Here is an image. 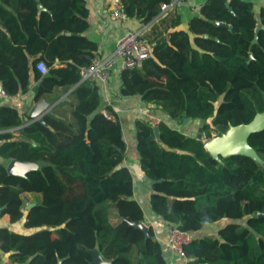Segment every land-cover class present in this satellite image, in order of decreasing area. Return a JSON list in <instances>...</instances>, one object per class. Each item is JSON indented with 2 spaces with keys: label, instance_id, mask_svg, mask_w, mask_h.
<instances>
[{
  "label": "trees",
  "instance_id": "trees-1",
  "mask_svg": "<svg viewBox=\"0 0 264 264\" xmlns=\"http://www.w3.org/2000/svg\"><path fill=\"white\" fill-rule=\"evenodd\" d=\"M120 1L128 16L147 24L140 39L150 54L121 69L119 94L139 95L177 123L202 121L198 138L163 119L135 118L139 166L152 180L150 208L184 230L224 221L215 233L183 244L186 264H264V128L248 137L261 160L217 159L204 145L213 132L264 108V5L204 0L181 28L174 4L161 8L171 0ZM87 15L85 0H0V87L14 95L35 80L38 100L77 84L70 100L56 104H68L69 115L48 111L24 122L17 107L0 104V157L33 163L13 174L0 160V214L34 228L0 225V249L16 264H89L96 251L102 264H166L152 226L145 236L128 222L144 213L123 164L120 120L102 113L97 83L80 76V66L101 55L83 33ZM38 60L46 73L36 68ZM26 192L39 194L28 208Z\"/></svg>",
  "mask_w": 264,
  "mask_h": 264
},
{
  "label": "crops",
  "instance_id": "crops-1",
  "mask_svg": "<svg viewBox=\"0 0 264 264\" xmlns=\"http://www.w3.org/2000/svg\"><path fill=\"white\" fill-rule=\"evenodd\" d=\"M115 1L120 0H85L88 11V27L83 33L98 43V51L101 55L109 54L114 48L117 40L129 30H139L140 33H142L147 29V24H143L135 17L128 16L125 19L112 17L110 10L113 6V2ZM203 1L204 0H176L172 7H174L180 15V23L178 27H187V22L190 17L195 14H199V6ZM250 1L253 2L256 10L260 6L264 5V0ZM122 68L123 64L121 57H115L108 78L105 81L95 80L98 85L100 105L102 106L101 110L104 109L106 105L111 106L112 112L108 111L107 116L111 118L117 117L120 120L123 138L126 143V156L123 159V164L129 168L132 174L133 197L139 202L143 209L144 217L142 221H144L147 225L152 226L155 236L161 244L166 264H186L187 259L184 260L183 258H180L166 244L172 225L165 221L159 214H156L149 206V194L152 191V180L144 175L139 166L134 120L137 117H142L143 111L150 110L158 116L160 120L163 119L171 127H175L185 134H192V132H194L192 130H198L199 126H201L198 125V123L196 124V121L200 119H189L187 121L188 126L180 128L174 119L157 108L153 109V104L142 101L139 95L123 96L119 94V73ZM35 83V80H32L30 88L26 92L0 98V104H9L17 107L22 113L24 122L32 121V117L29 114L30 110L34 103L40 102L41 100L46 101L48 104L46 106L48 108L45 107L47 109L46 112L58 111L59 113L64 112L65 115H69L68 104H62L57 107L56 104L63 100H70L72 98L71 92L77 84L57 86L52 92L48 93L47 96H43L40 99L35 100L33 97V88ZM55 95L57 97L52 99ZM185 123L186 122H183V124ZM9 129L13 130L14 128L10 127ZM15 133L17 134L18 131H15ZM0 160L3 161L4 159L0 157ZM9 161L10 160H4L5 164H8ZM24 195L26 206L39 196L38 193L34 192H26ZM220 221V225L223 224L224 221ZM213 223L216 222L209 224ZM0 225H5L18 232H30L34 230V228L25 227L23 219L15 222L10 221L7 213L0 214ZM220 225L216 227L215 231L208 232L206 234L215 233ZM198 230L191 231L192 235L202 236L196 234ZM4 256H6V252H3L0 249V257ZM97 256L100 257L101 255L98 254Z\"/></svg>",
  "mask_w": 264,
  "mask_h": 264
},
{
  "label": "built area",
  "instance_id": "built-area-1",
  "mask_svg": "<svg viewBox=\"0 0 264 264\" xmlns=\"http://www.w3.org/2000/svg\"><path fill=\"white\" fill-rule=\"evenodd\" d=\"M176 0H171L169 3H162L161 8L164 10L173 5ZM112 17L125 19L128 15L123 9L121 1L113 2L110 10ZM150 54L149 46L140 39L139 30H129L126 32L114 45L112 51L107 55H94L91 60L80 66L81 79L90 78L93 80L105 81L108 78L111 66L115 57H121L123 67H134L139 65ZM36 68L41 73H46L47 65L43 60H38ZM9 96L6 91L0 87V98ZM104 115H108V111L102 109ZM142 117L150 120L152 123L159 121L152 111L146 110L142 112ZM193 237L190 230H184L177 226H172L167 237L166 244L180 258L186 260V255L183 251V244L188 242ZM0 264H16L8 257H0ZM195 264H211L208 261H200Z\"/></svg>",
  "mask_w": 264,
  "mask_h": 264
},
{
  "label": "water",
  "instance_id": "water-1",
  "mask_svg": "<svg viewBox=\"0 0 264 264\" xmlns=\"http://www.w3.org/2000/svg\"><path fill=\"white\" fill-rule=\"evenodd\" d=\"M225 2L226 4H228L229 0H225ZM38 8L40 10L44 8L42 3L38 4ZM260 27L261 23H258L256 30H258ZM255 40L256 39H254V41ZM47 105V102L44 100L34 103L29 113L32 117V120L41 118V116L47 111ZM188 120L189 118L185 117L183 119V122H187ZM262 128H264V108L263 110L256 112L250 121L230 125L222 134H218L207 139L204 145L207 150L211 153V155L217 159H219L220 156L226 157L233 154H246L252 156L256 160H261L256 150L248 143V137L251 133L258 131ZM153 129L155 134H157L158 126L154 125ZM197 137H201V126H199L198 128ZM32 165V161L18 160L13 158L8 162L6 168L10 173L24 174L28 169L32 167ZM32 204V202L29 203L26 208L30 207ZM128 222L134 225L135 227L140 228L145 233V236L148 235V225L144 221L129 220ZM98 254L99 253L96 251L95 257L92 261L89 262V264L103 263V258L101 256V258L98 257ZM8 255L9 252H6V257H8Z\"/></svg>",
  "mask_w": 264,
  "mask_h": 264
},
{
  "label": "rangeland",
  "instance_id": "rangeland-1",
  "mask_svg": "<svg viewBox=\"0 0 264 264\" xmlns=\"http://www.w3.org/2000/svg\"><path fill=\"white\" fill-rule=\"evenodd\" d=\"M160 120V119H159ZM201 120H198V121H196V124L198 123V125H201ZM178 126L180 127V128H185L186 126H188V123L186 122L185 124H183V123H178ZM192 131H194V132H192V133H197L198 132V130L197 129H194V130H192ZM215 135H217L215 132H213V135L212 136H215ZM211 136V137H212ZM220 223H221V221H219V222H216V223H213V224H209V225H206V226H204V227H202L201 229H199L198 231H197V235H204V234H206V233H208V232H212V231H215V229H216V227L218 226V225H220ZM99 253V252H98Z\"/></svg>",
  "mask_w": 264,
  "mask_h": 264
}]
</instances>
